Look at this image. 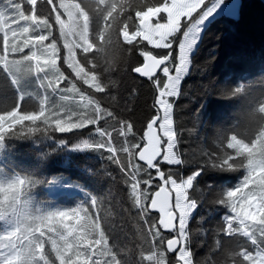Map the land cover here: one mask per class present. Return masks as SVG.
<instances>
[{
    "label": "snow or ice",
    "instance_id": "snow-or-ice-1",
    "mask_svg": "<svg viewBox=\"0 0 264 264\" xmlns=\"http://www.w3.org/2000/svg\"><path fill=\"white\" fill-rule=\"evenodd\" d=\"M25 3L29 7L25 8ZM240 8L238 0H155L152 4H142L139 0H6V6L0 8V40L3 43L0 81L15 88L18 98L14 107L0 114V141L8 134L6 125L11 128L24 121L34 124L40 120L43 130L48 131L54 120L55 130L59 132L94 125L95 133L108 139L85 140L79 147L96 151L106 148L108 159L119 167L131 208L136 209L151 239L150 250L144 258L151 264H193L189 224L200 205L194 195L197 191L194 182L203 168L187 176L180 174L181 166L192 161L182 158L177 150L179 136L174 128L173 98L181 95V81L190 70V55L206 22L236 16ZM94 16L95 32L92 28ZM85 23L87 36L83 29ZM113 23L119 25L118 32L128 46L127 52H138L142 57L132 71L146 78L154 89L152 108L155 114L147 118L143 129L109 108L101 107L100 101L91 96L87 98L92 105L90 111L65 112L63 117L55 112L45 114L43 103L39 111L21 107L24 97L32 95L22 85L33 73L42 87L47 80L46 88L53 92L62 81L70 86L64 91H75L82 97L84 92L77 88L76 81L96 92H104L108 84L98 79L96 61L107 54V49L98 48V43L105 41ZM77 49L82 60L77 59ZM90 53L93 55H87ZM41 57H45L43 63ZM57 60H62L71 71L67 74L62 71ZM111 84L115 86L114 81ZM101 120L103 126L99 124ZM109 121L114 123L109 124ZM115 124L120 127L115 128ZM109 127L122 137L116 146ZM37 130L29 129L28 134ZM24 131L21 127L17 134ZM226 148L232 152L225 151L223 156L208 154L203 165L218 170L243 168L245 174L230 190L209 188L208 191L215 194L214 203L224 205L231 213L224 216L225 227L221 231L229 236L243 235L256 249L255 252L242 249L239 253L228 254L242 256L247 264H264V247L261 246L264 245V172L257 175L258 169H264V155L254 156L257 149L264 151V137L257 140L255 148L230 137ZM241 148L245 149L244 160L234 163ZM173 165L175 170L171 167L166 170V166ZM29 186V181L23 178L0 183V203L13 204ZM89 204L91 209H96L95 196L86 204L37 216L24 227L0 234V264H101L100 257H107L103 264H124L118 258L115 244H109L111 230L101 227L99 216L92 218ZM81 213L83 231L65 223L79 221ZM48 221L52 223L42 230L41 226ZM196 264L203 262L196 261Z\"/></svg>",
    "mask_w": 264,
    "mask_h": 264
},
{
    "label": "trees",
    "instance_id": "trees-1",
    "mask_svg": "<svg viewBox=\"0 0 264 264\" xmlns=\"http://www.w3.org/2000/svg\"><path fill=\"white\" fill-rule=\"evenodd\" d=\"M239 1L241 8L237 17H218L207 24L192 52L190 70L181 81V95L174 98V128L179 136L177 150L182 158L192 161L181 166L180 174L187 176L203 168L194 182L197 187L194 195L199 199L200 205L189 224L193 264L196 261L203 264H247L242 256H230L228 253L254 249L243 235L235 233L229 236L221 231L225 227L224 216L231 213L224 205L214 203L215 194L208 191L209 188L214 191L230 190L242 180L244 169L218 170L210 165H203L208 154L223 156L225 151L232 152L226 148L230 137H235L244 144H251L254 148L257 140L264 137V0ZM139 2L152 4L155 0ZM0 3V8L6 6V0H0ZM116 15L119 17V13ZM132 16L135 19L134 11ZM95 27L94 16L93 32ZM118 27L117 23H113L105 41L98 43V48H106L107 54L96 61V71L98 79L103 80L108 87L104 92H96L81 81H76V84L88 97L99 100L101 107L109 108L137 128L143 129L147 118L155 114L152 108L155 93L146 78L142 79L132 71L142 61V57L138 52H127L128 46L123 43ZM83 29L87 36L86 23L83 24ZM93 40H96L95 35ZM79 56L78 59L82 60L80 52ZM62 68L64 71L61 64ZM50 78L54 79L52 76ZM112 81L115 82L114 87ZM45 84L47 85L46 81ZM64 84L66 85L61 90L55 92L46 86L40 89L32 75L22 87L29 93H41L44 90L45 114L57 113L60 109V115L65 112L90 111L92 105L89 101L83 100L75 91H64L65 88H70L67 82ZM17 98V90L0 81V114L14 107ZM28 102H32L36 111H39L40 99L39 105L26 95L20 102L21 107L24 108ZM85 105H89L88 108ZM113 123L109 121V124ZM99 124L103 126L104 121H99ZM114 126L117 129L120 127L119 124ZM21 127L25 131L20 135L17 132ZM29 129L39 130L28 134ZM43 129L40 120L34 124L24 121L11 128L6 125L8 134L0 141V183L12 182V175H16L17 178L29 181L30 186L13 203L10 220L4 213L9 205L0 203V234L18 226L24 227L37 216L86 204L95 196L96 209H91L90 204L87 207L93 219L100 217L102 228L111 230L109 244H115L118 258L124 264H151L144 258L150 250L151 239L147 236L146 226L136 209L131 208L126 187L120 179V169L108 159L107 149L96 151L80 148L71 154L69 164L58 165L56 157H59L63 149L50 143L53 138L65 141L70 146L76 138L96 141L107 140L108 137L101 138L97 135L94 125L59 132L51 121L48 131ZM109 132L116 146L122 137L112 127H109ZM78 133H81L80 137ZM70 140L73 141L68 142ZM244 151L241 148V154L237 155L234 163L244 160ZM262 155L264 151L259 149L254 152L257 158ZM227 163L225 160V164ZM167 167L173 170L176 168L174 165L166 166V170ZM262 172L264 169H258L257 175ZM15 212L18 216L13 215ZM51 223L52 221H48L46 225H42V230H46ZM65 223H71L76 226L77 231H83L80 227L83 224V213L79 221ZM257 239L259 240V236ZM104 259L107 257H100L101 264Z\"/></svg>",
    "mask_w": 264,
    "mask_h": 264
},
{
    "label": "rangeland",
    "instance_id": "rangeland-1",
    "mask_svg": "<svg viewBox=\"0 0 264 264\" xmlns=\"http://www.w3.org/2000/svg\"><path fill=\"white\" fill-rule=\"evenodd\" d=\"M4 2V1H3ZM238 3L240 4V1L238 0ZM2 3H0V5H1ZM24 7L25 8H27V7H29L26 3L24 4ZM239 14V13H238ZM194 15H195V13H194ZM238 15H236V16H231V17H237ZM207 22H206V26H207ZM204 29L205 28H202V30H201V34H200V38H201V36H202V33H203V31H204ZM1 41V47L0 48H2L3 47V43H2V40H0ZM199 41L200 40H198V43H199ZM47 43V42H46ZM198 45V44H197ZM197 47V46H196ZM196 47L194 48V50H193V52L195 51V49H196ZM60 48H61V55H63V54H65V51H64V49H63V42L61 41L60 42ZM25 51V53H27V51H28V49H25L24 50ZM79 49H77V59L80 57L79 56ZM39 54V53H38ZM192 55V54H191ZM191 55H190V61H191ZM79 56V57H78ZM45 59V57H41V63H43V60ZM79 60V59H78ZM57 64H58V66H60L61 67V64H62V66L64 67V71H67V73H69L71 70L70 69H68V67H67V65L66 64H64L63 63V61L62 60H57ZM64 64V65H63ZM62 71H63V68L61 69ZM66 73V74H67ZM41 76H43V74L41 73L40 74ZM33 76H34V80H35V82L37 83V85H39V87H40V89L41 88H45V87H42L41 86V84H40V81H38L37 79H36V74L35 73H33ZM50 76H51V74H50ZM46 82H47V80H45ZM45 81H44V85L46 86V84H45ZM65 82L64 81H62V82H60V85H59V90H61L62 89V87L63 86H65L66 84H64ZM44 95H45V93H44V90H41V93H37V92H33L32 93V95L31 96H29V98H32L37 104H39L40 105V102H41V104L42 103H44L45 102V99H46V97H44ZM82 97V96H81ZM88 98V94L86 95V93H84V96L82 97V99L83 100H88L87 99ZM38 99H40V102H38ZM174 99V98H173ZM26 106H24V109H26V110H28V111H36V109L37 108H35V105L32 103V102H28V103H26L25 104ZM59 113L60 112H62L61 111V109L58 111ZM57 112V113H58ZM62 117L64 116V115H61ZM73 119H75V117H73ZM52 122L53 123H55V121L54 120H52ZM79 134V136L78 137H80V135H81V133H78ZM75 135V134H74ZM76 136V135H75ZM93 138H95V137H93ZM52 139V141L50 142L51 144H54V145H56L57 147H59V148H62L63 150H61L60 151V154H59V157L57 158L56 157V161H57V164L58 165H67V164H69L70 163V158H71V154H73V153H75L76 151H78L80 148H82V147H79V145H81L82 143H83V140L82 139H80V138H76V141H78L79 143H76V141H74V142H72L71 144H70V146L65 142V141H60V140H56V139H53V138H51ZM75 140V139H74ZM71 141H73V140H70V141H68V142H71ZM85 141V140H84ZM44 142V141H43ZM65 142V143H64ZM75 143V144H74ZM65 145V147H63ZM37 148V147H36ZM63 159L65 160V162H63ZM69 159V160H68ZM0 160H1V156H0ZM12 178H13V180H15V179H17V176L16 175H12ZM0 180H1V178H0ZM19 201L20 200H18V203H19ZM12 210H13V204H9V206H8V209L6 210V212H4L5 214H6V216L9 218V220H10V216H11V214H12ZM14 214H16L17 216H18V213H13V215ZM15 218H16V216H15ZM224 226H225V221H224ZM256 251V249H255V247H254V249H253V252H255Z\"/></svg>",
    "mask_w": 264,
    "mask_h": 264
},
{
    "label": "water",
    "instance_id": "water-1",
    "mask_svg": "<svg viewBox=\"0 0 264 264\" xmlns=\"http://www.w3.org/2000/svg\"><path fill=\"white\" fill-rule=\"evenodd\" d=\"M134 74H136L137 76H139V75H138L137 73H135V72H134ZM139 77H140V76H139ZM141 78L143 79L144 77H141ZM155 214H157V216H158V213H155Z\"/></svg>",
    "mask_w": 264,
    "mask_h": 264
}]
</instances>
